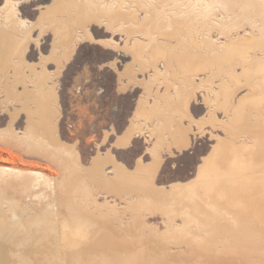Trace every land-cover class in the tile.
Masks as SVG:
<instances>
[{
    "label": "bare ground",
    "instance_id": "6f19581e",
    "mask_svg": "<svg viewBox=\"0 0 264 264\" xmlns=\"http://www.w3.org/2000/svg\"><path fill=\"white\" fill-rule=\"evenodd\" d=\"M24 1L25 0H22L23 3ZM52 1L58 2L61 0H52ZM112 1L113 0H111L110 2L107 1L106 4H103L104 3L103 2L102 5L98 4V6L97 4H94V5L92 4L89 8L86 7L87 1L84 2L83 0L82 3H85L84 5L81 3H78V4L74 3V6L79 5L78 8L79 10H81L80 11L81 14L78 15L79 16L78 22L77 21L76 22L81 23L79 22L80 21L79 19H82L83 21L85 19L86 20L91 19L90 12L97 13L98 15H100L101 13L103 14L107 13L106 17H108V19H111V21L113 22L120 21L119 24L124 19L125 20L130 19L132 21L133 19H137L136 17H134L136 16L135 12L128 15L129 12L127 10H123L124 7L122 8L123 1L124 2L127 1L129 3H132V2H130L129 0H114L116 2L114 4L112 3ZM194 1H195V4L193 5L192 0H169V6H171L174 10L170 12L172 13L173 16L170 17L171 19H169V48H168L169 49V53H168L169 60H166L165 63H163L165 64L164 65L165 69L169 68V79H168L169 80V91H168L169 92V128H165L166 132H159V133L155 132L156 129L150 130V128L149 130H146V129L138 130L137 129L138 131H136L135 133L132 132L133 131L132 129H130L129 131L130 133L125 135L124 143H122V145L128 142L129 140H132L133 139L132 136L138 137V138L139 137L145 138V139L151 138V137L153 138V136L158 137V138H167L169 140V145L165 147V149L167 150L163 149L162 151L161 149H159V151L161 150V152H156V151L155 152H156V156L162 159L165 165H167V163H171L173 167L176 164V159L179 156H185V152L187 153L188 150L194 151L195 149H197L196 139L201 140L203 138L205 139V141L206 140L212 141L214 139L215 144H213L212 146L209 145L208 150H206L205 153L199 156L197 164L196 163H195L196 165L194 164L195 165V169H194L195 178L192 177L193 178L192 181L187 182V180L189 181L187 177V180H186L187 183L185 182L184 184H181L183 183L181 182L180 184H177V185H172V184L170 185L171 183L170 182L168 188L166 186L164 187L163 184L162 186L164 188H161L155 184L154 174H153L154 172L148 169L149 166L148 167L145 165L141 166L139 162L136 161L138 157L135 159V162H137L138 164L134 162V165L137 164L141 166L139 170L141 171V173L140 175L137 176L138 179H136L133 185L131 184L132 183L131 182L132 177L130 176L131 174L129 173V171L125 170L127 169L126 167H122L124 169H121V167L118 168L115 163L113 165H110L112 166V168L109 167L110 169L108 170L107 168L104 167V164L107 163L106 161L109 160L106 158L103 159L102 162H98L97 164L94 162L95 166L91 165L94 168L92 170L93 175L91 173V177L93 176L92 179L96 182V185L104 187L108 189L110 192L111 191L112 192L117 191V193L119 192L121 195V199L124 200L125 202L124 204L118 201L120 204H123V208L121 207L122 210L121 211L119 210V212L113 210L112 208H110V206H106L104 209H98V208L88 209V207L86 205H83L82 203L80 205L77 204L78 206L76 207L68 206L70 204L67 203L63 192H65L66 190H69L68 187H70L71 189V186L75 185L74 183L77 182V178L74 177L75 179H73V176L72 177L68 176V177H71L69 181V179H67V176L64 175L66 176V178L62 180L60 187L55 186V187H59L58 188L59 192L57 191L58 200L53 198L54 199V200L52 199L53 202L50 201L52 203H48V201L46 202L49 205V206L47 205L49 208L52 207L53 209L57 210V213H58L59 226L55 229L58 232L55 240H56V243L60 244L61 250L64 254L63 264H264V2L259 4L254 0H243L245 2L244 5L246 7H250L253 9V12L255 16L257 17V19H244L246 21V25H244L246 26V28L243 29L242 33H239L240 31H237L235 28L238 25L233 24L232 22H230V20L226 21L225 19H199L198 17L199 15H201L202 9L201 7L196 9L195 5H198V3L201 4L202 0H194ZM16 2L21 3L20 0ZM91 2L93 3V1ZM222 2H224L225 8L229 9L230 5L233 4L234 0H222ZM14 3L15 2L13 1L11 8L7 6L9 9L5 6L7 4L4 5V7H6V9L8 10H6V12L2 14L4 15L3 19L0 18V88L5 90V92L7 91L6 92L7 95L10 94L12 97L16 98L17 101L20 103L19 107L21 109H24L25 108L24 104L27 102V100H23L24 98L23 95L26 94L25 93L26 86L24 85L25 84L24 80H25V77H27L28 79V76H29L26 73H32V71L34 70V67H33L34 64L32 65V64L27 63V61H25V57H23V52H25V49L22 48L24 46H22L21 47L22 49H21L20 45H17V43L19 42L18 39L20 38V36L17 38V36L15 35L16 39L13 41L14 43H16L17 47L19 46L17 50L19 49L21 50L20 54L17 50L13 49L16 46H14L15 44L13 45V43H12L13 45L12 46L9 41L11 38L10 39L8 38V36L9 35L11 36V33H13L12 31L16 32L18 30L17 32H19V34L17 33V35H22V34L25 35L26 33V32L23 33V31L25 30L22 31V29H24L25 27L21 26L23 28H18L17 22L20 19L17 20L16 16L13 15L15 13H11L12 11L14 12V9H13ZM89 4H91L90 1H89ZM38 5L39 4H37V6ZM78 8H75L74 12H76V9ZM10 9L11 10L13 9V10L11 11ZM1 12H3V10L0 11V13ZM58 13H57V10H55L53 7L48 8V9L45 8V11L40 12V14L38 15L39 18H37V20L42 21L43 19V20H46L47 23L49 22L50 24H55V29H54L55 33H53L52 35L54 34L58 35V33H60L59 35H62V38L65 39L64 41H68L66 40V38H70L71 33H73L74 31V30L72 31L73 26H71L72 29H70L68 24H65L64 22L61 21V18L57 17ZM42 14H44L43 18H42ZM72 16H69V17H72ZM13 17L16 19H13ZM145 17L142 20L141 19L139 20L138 22L139 24L137 23L138 25H136V23L135 24L133 23L135 26L133 27L131 26V28H128V27L126 28L124 26L122 28V25H119V27L116 25L118 27L117 30L120 32L122 31L127 32L132 29H138V28L141 29L146 26H152V21L154 20L153 15H148L147 18ZM21 22L22 24H20V22L19 24L23 25L24 21H21ZM37 23L35 22L32 25L35 26L36 24L38 26L39 24V28H40L42 24L45 23V21L44 23H38V24ZM47 23L45 24L47 25ZM59 23L62 24V27ZM29 25L24 24V26H29ZM81 25H80V28H81ZM50 26L51 25L45 26V27L49 29ZM244 26L240 25L238 26V28H242ZM29 27H26L28 29L25 28L26 31L29 30ZM52 28L53 27L51 26V32L53 31ZM30 31H33L32 27H30ZM40 31L42 30L36 31V32H39V33H36L37 36L39 34V37H41V35L45 33L44 32L43 34H40L42 33ZM86 31L87 30L85 27V28H82V30H80L78 34L77 33H75L74 35L72 34L74 38L73 40L75 42L78 40L80 41L81 38H83V36L87 34ZM152 31L153 30L151 29V32ZM74 32H77V31H74ZM164 33H166V31ZM216 33L217 35L215 36ZM57 37H61V36H57ZM22 40L20 42H22ZM24 40H25V37H24ZM30 40H27V41H30ZM73 40H72V43H73ZM37 41L39 40L36 39V42ZM36 42H33V43H36ZM24 43L22 45H25V48H27L26 43L30 44L28 42H26L25 44ZM109 43H110V40H109ZM111 43H110V46L115 50V52H117L118 50L126 51L124 50L125 45L120 47L119 44L117 43H112V44ZM167 44H164V45H167ZM164 45L160 44V49L157 46L158 50L163 49ZM165 47H168V46H165ZM156 49H153L155 53L157 55L161 54V52L157 51ZM22 50L24 51L22 52ZM165 50L167 52V48ZM130 51H131L130 53L132 54V57H131L132 61L127 63V66L125 65L126 69L127 68L131 69L132 66L137 64L135 63V61H137L138 59L137 51L133 50V48ZM151 53L153 54V52ZM11 55H14V56L16 55L17 58L15 56L16 59H11L12 58ZM163 55L161 57L164 59ZM119 56L124 57L123 54L122 55L119 54ZM158 57L160 58L159 55ZM116 60L117 58L111 60L110 62L105 64V66L110 67V68L111 67L115 68L114 67L115 63H117ZM140 62L142 61L140 60ZM39 64L40 63H37V65ZM147 65H149L148 62H147ZM41 68L42 67L40 66V69ZM154 71H155V74L158 73L156 69ZM34 72L35 70L33 71V74ZM166 73L163 72L162 75ZM25 74L27 76L24 77ZM36 74H38V72L34 74L35 77H36ZM126 74L127 73L125 72V74H123L125 76H122V77L123 78L126 77L127 76ZM46 75H47V72L44 71L43 73H41L40 78H45ZM121 75H122V72L121 73L119 72L118 77L120 78ZM132 77H134V75ZM215 79H218L217 80L219 82L218 84H216L217 81L216 82L214 81ZM53 80L54 79H51L50 83H53ZM121 80L120 82L123 83V81ZM41 82L37 84V81H36L35 84H37L38 87L40 88L44 85ZM128 82L126 83V85L125 84L123 85L125 86L131 85L130 83H132V81H130L129 84ZM133 82H135V80ZM17 85H19L18 86L19 90H16ZM53 85L54 83L52 85L48 84L47 87H44V88L42 87V89L40 88L41 90L39 89L38 92H40L42 96H40V94L38 96L41 97L40 98L41 100L43 99L49 104H46L45 102L44 104L42 103L43 104L42 106V104L38 103L39 105H41L40 107L39 105H37L35 110L28 111L27 117L25 121L23 122L25 123V126L24 128L22 127L23 131H22L21 136L16 133V130L13 131L16 128V127L14 128L15 125H13L14 124L13 120H16V118L12 119L14 115L12 114L10 123L8 127H6L5 133L0 134V139L2 135L7 137L6 139L9 144L7 146L13 147L14 149H16V151L20 150L19 152L21 153L22 152L27 153L31 150L30 142L35 143L36 141L35 138L33 137L36 134L38 135V133L41 130H42L41 132L45 131V128H43L44 126L43 127L40 126L42 122H43V125L46 124L48 126L47 127L45 125L47 128L46 129L47 132L50 128V124L52 128L51 120L53 119V116L55 113V109H56L55 101L57 97L56 92L54 90L55 87ZM244 88L247 89L246 93L245 94L242 93L241 95L239 92L241 89H244ZM196 91L202 92V94L200 93L201 95H199L201 98L202 105L204 106L203 109H205V111L202 113L204 114L206 112L205 116H203V118L199 120H196V119L193 120L194 118L192 119L191 116L188 114V106H189V103H191L190 100L191 99L195 100L196 97H198L197 96L198 94ZM0 92L2 93V91ZM36 95L34 96L36 97ZM26 96L27 95H25V98ZM159 96L166 97L165 91H163V93H160ZM0 98H3V97H0ZM156 104L158 103L156 102ZM13 106H14V103H13ZM158 107H160V105L159 106L156 105V107H154L153 105V108H151L152 110L151 112H155V110L157 111ZM4 108H6V106ZM138 110H141V109L139 108ZM138 110H137V113L139 112ZM219 111L222 114V118L220 119L217 117V113ZM174 113H180V116H183V117L186 116L190 120V125L194 124L196 126V130L194 129L196 132H193L194 130H192V134L191 133L188 134V132L191 130H187L183 128L182 125L177 124L178 122L175 123L176 121L174 122ZM179 121H181V119ZM135 123H138V122H135L134 120L132 127L135 125ZM152 123L153 122L151 121V125ZM165 124H166V121H165ZM190 125L188 126L190 127ZM205 125H209V129L205 128L204 127ZM135 126L136 128L138 127L137 125ZM51 128L49 130L50 132H52ZM147 128H148V125H147ZM217 128H220L222 130V133L224 134L223 137L222 136L218 137L219 135L217 136V134L213 133L214 130ZM39 129L41 130L38 131ZM19 130H21V128ZM215 137L217 138V140H215ZM143 143H145V141ZM195 145H196V148L194 149ZM143 146L144 144L142 145V147ZM148 146L149 145H147V147ZM150 148L152 149V147ZM143 150L144 149H142V151ZM50 152L52 153V151ZM163 153H167V154H164L165 157L163 156ZM52 155H56V153ZM142 155L140 154V156ZM42 158H45V156ZM139 158H138V161H139ZM143 158L141 157L142 160ZM98 159H101V158H98ZM143 162L141 164H143ZM150 162L152 161L150 160ZM162 164L159 166H162ZM66 166L69 167V165H66ZM151 167H156V166L154 165ZM1 171L2 170H0V172ZM30 171H32V169ZM34 171H37V170H33V172ZM37 172H38V174L36 175L37 177L39 175H42L40 173L41 171L40 172L37 171ZM10 178H12L13 180L14 176L13 177L10 176ZM39 178L42 179V176ZM21 179H23L21 181L24 182L22 183H23V190L25 188V193L27 191H30L26 189V187L29 189H33L34 187L38 188L39 184H42L44 182L47 183L46 181H48L45 178L44 179L46 181H44L43 179V182L40 179L37 180V178H32V179L21 178ZM159 182L160 181L158 180V185H159ZM14 186L17 187L16 185ZM14 186L13 188H15ZM20 186H21V183H20ZM18 189H20V187ZM21 190H19L20 192L17 191V193L21 194L22 196L23 194L21 192L23 190L22 191ZM14 193L16 194V192ZM130 193L131 194L134 193L135 195L133 197L134 199L132 198L133 200L131 201L128 198L130 196ZM113 198H115V196ZM16 199L17 198H15V201L17 202ZM91 200L93 199H90V201ZM11 201L9 200L8 203H10ZM15 201L13 199V202ZM73 201H77V200L75 199ZM70 202L72 203V200ZM100 202L101 201H99V203ZM9 205H11V203ZM12 206L13 205L9 206L10 212L15 217L16 215H21L20 212L22 211H20L19 214L17 212V209L20 206L18 205L19 207H17L15 205L17 209ZM45 207H46V204H45ZM22 208L25 209V207H22ZM48 211L45 210L47 214H48ZM50 215L52 216V214ZM67 215L70 216V221L68 220L66 221ZM27 216L28 217L26 218H29V215ZM48 216H46V218L50 219L51 216L50 217ZM155 216H157V218L160 219V224L162 225L161 229L158 228L157 226L158 223L153 224V222L149 221L150 218H153ZM39 218H41V216ZM51 220L52 219H50V221ZM31 221H32L31 223L34 224V221H36V219L33 218V220L31 219ZM19 223L21 222L19 221ZM48 223L50 224L52 222H47V225L50 226ZM33 224H27L26 226L30 225L31 227V225ZM20 225L18 227L16 226L17 229L14 228L15 231H13L14 229L11 230L12 235H13V232H16V234L14 233L15 235H17V233L20 235L21 241L20 240L19 241L21 242V244L18 241L19 243L18 245H21L20 252H18V254L20 255L19 257L24 259L25 262L27 260L28 263L29 262L34 263L36 261L43 260L42 258L45 257V254L38 256L37 259H35V257L31 258L29 256L28 253L31 248L33 250H37L36 252L41 253L40 248L38 246L40 245V243L38 242L40 240H35L34 244L33 243L29 244L30 234L27 232L26 226H24L25 229H23V226L20 227ZM40 225L37 224V229H39ZM30 227H28V229H30ZM32 229H33V226H32ZM34 229H36V226H34ZM46 230H47V227H46ZM41 231L43 230L41 229ZM49 233H52V232H49ZM9 234H10V229H9ZM52 234H55V231H53ZM10 235H8V237ZM14 236H12V238ZM15 238H13L12 241L15 242L14 240ZM11 244L15 245V243L13 242ZM1 246H0V249L2 250L3 246L2 248ZM35 246L37 247L35 248ZM8 248L7 247L3 248V250L8 249ZM8 253L9 251L6 254ZM15 254H17V252ZM15 254L13 257H15ZM8 256H12V255H8ZM17 258L18 256L15 257V259ZM10 259L12 260L14 258H10ZM15 259L14 261H16ZM17 261L21 263L20 260H17ZM25 262L23 261L22 264H25ZM0 263L7 264L8 259L7 258L0 259Z\"/></svg>",
    "mask_w": 264,
    "mask_h": 264
},
{
    "label": "rangeland",
    "instance_id": "374dc122",
    "mask_svg": "<svg viewBox=\"0 0 264 264\" xmlns=\"http://www.w3.org/2000/svg\"><path fill=\"white\" fill-rule=\"evenodd\" d=\"M13 1L15 2L13 5L14 6L16 5V6L15 7L13 6L14 12L12 11L13 9L12 10L10 9L12 11L11 13H15L13 15L16 16L17 20L20 19L21 21H24L23 22L24 24H28V25L31 24L29 26L32 27L33 31H30L29 26H24V24L20 25V24H22V22L19 20L17 22L18 28L29 27V30L26 31V29H28V28L22 29V31L25 30V31H23V33L26 32L25 33L26 36L23 34H22L23 36L17 35V33L19 34V32H17L18 30L16 32L12 31L13 33H11V36L10 35H9L10 37L8 36L9 39L11 38L9 41H10L11 45H12V43H13V45L15 44L14 46H16L15 47L16 49L13 48L14 50H17L19 48V46L17 47V45H20V48L22 46H24V47H22L23 49H25V52H23L24 50H22L23 57H25V61H27V63L32 64V65L36 64L35 66L33 65L34 70H35L34 74L36 72H38V74H36V77H35L33 74V71H34L33 70L32 73H26L27 75H29L28 79H27V77H25L27 75L26 74L24 75L25 80H26V82L24 80V83H25L24 85L26 86V90H25L26 94L25 93L24 94L27 95L26 98H25V95H23L25 98V99L23 98V100H27V102L24 104L25 105L24 109H21L19 107L20 103L17 101L16 98L12 97L10 94L7 95L6 94L7 91L5 92V90L0 88V91H2V93H4V94H2L0 92V97H3V98H0V110H1V112H0V134L5 133L6 127H8V125L10 123V119L12 117V114H14L12 119L16 118V120H13L14 121L13 125H15L14 128L15 127L16 128L18 127V128L17 129L13 128L14 129L13 131L16 130V133L21 136L23 128L25 126V123H23V122L25 121V119L27 117L28 111L29 110H35L37 105L42 104V103L44 104L46 102L43 99L42 100L40 99L41 98L40 96H42L41 93L38 92L40 88L42 89V87L44 88V87H47L48 84L52 85L54 83L53 86L55 87L54 90L56 92L57 97H56V101H55V108L56 109H55V113H54V116L52 119L53 121L51 120L52 128H51V124H50V128H51L52 132L49 131L50 128L47 132V130H46L47 125L46 124H45L46 126L43 125V122H42V124L40 126L41 127L44 126L43 128H45V131L41 132L42 131L41 129L38 130V131H40V130L41 131L39 133L37 132L38 135L36 134L33 137L36 140L35 143L30 142L31 143L30 144L31 150L29 152H27V153L22 152L21 153V152H19L20 150L16 151V149H14L13 147L7 146V145H9L8 141L6 139L7 137L3 136V135L1 136V139H0V170H2V171L0 172V246L2 245L3 248H6V247L7 248L9 247V248L3 250L2 246H1L2 250L0 249V256H1L0 259L7 258L8 259L7 264H22L23 261L25 262V260L20 258L19 257L20 255L18 254V252H20V249H21V247H20L21 245H18L19 243L21 244L20 235L18 233H17V235H15L16 232H13V235H12L11 230H13L14 228L17 229V227L20 224H21L20 227L23 226V229H25L24 226H26L27 224H33V223H31L32 222L31 219L33 220V218H34V219H36V221H34V224L37 223L38 225H40L42 223L41 224L42 226L40 225L39 229H37V224L31 225V227H30V225H28V226H26V230L30 234L29 244H31V243L34 244L35 240H40V241H38L40 243V245H38V246L40 248L41 253L36 252L37 250H33L31 248L29 250L28 254L31 258L35 257V259H37L38 256H41L42 254H45V257L42 258L43 260H39V261H36L34 263H31V262L28 263V261L26 260L25 264H59V263L63 264L64 263V254L61 250L60 244L56 243V240H55L57 233H58L57 230H55V229L59 226L58 213H57V210L53 209L52 207L49 208L48 207L49 205L46 202L48 201V203H52L53 198L58 200L57 191L59 192L58 188L60 187L62 180H64V178H66V176H67V179H69V181H70V178L72 176H73V179L77 178V182L74 183L76 186L75 185L71 186V189H70V187H68L69 190H66L65 192H63L67 203L70 204L68 206H70V207L75 206L76 207V206H78L77 204L80 205L81 203L83 205H86L88 207V209H94V208L104 209L106 206H110V208L119 212V210L120 211L122 210L123 204L125 202H124V200L121 199V195L119 192L118 193H117V191H114V192L111 191L110 192L108 189L96 185V182L92 179L93 176L91 177V173L93 172L92 170L94 169L92 166L93 165L95 166V163L97 164L98 162H102L103 159L106 158L109 160L106 161L107 163L104 164V167L107 168L108 170L110 168H112V166H110V165H113L115 163H116L118 168L121 167V169H124L122 167H126L127 169H125V170L129 171V173L131 174L130 176L132 177V180H131L132 185L134 184L136 179H138L137 176L140 175V173H141V171H139L140 167L142 165L143 166L145 165L147 167L149 166L148 169H150L152 172H154L153 174H154L155 184L161 188H164L165 186L168 188L170 182H171L170 185L171 184L177 185V184H180L181 182H183L181 184H184L187 180V177L189 179V181L187 180V182L192 181L193 178H195V176H194L195 170L194 169H195V165L198 162L199 156L202 155L203 153H205L206 150H208L209 145L212 146L213 144H215V141H214V139L212 141L211 140L205 141V139H203V138L201 140L196 139L197 149H195L196 148V145H195L194 146L195 150L193 149L194 151L191 150L192 151L191 152L188 150L187 153L185 152V156H179L178 157L179 159L178 158L176 159V164L173 167H172L171 163H167V165H165L164 161L156 156V152H161V150L163 151V149H165V147H167L169 145V140L167 138H158V137L153 136V138L151 137V138L145 139V138H140V137L138 138V137L132 136L133 139L131 138L132 140H129L130 142L128 141L122 145V143H124V139H125L124 137L126 134L130 133L129 132L130 129H132L133 130L132 132L135 133L139 129L149 130V128H150V130L156 129L155 132L159 133V132H166L165 128H169V92H168L169 91V80H168L169 79V68L165 69V66H164L165 64H163V63H165L166 60H169V55H168V53H169V49H168L169 48V19H171L170 17L173 16L172 13H170V12H172L174 10L171 6H169V0H141V1L140 0H129L132 3H129L127 1H125V2L123 1V6H122V8L124 7L123 10H127L129 12L128 15L135 12L136 16H134V17H136L137 19H133L134 22L130 19H126V20L124 19L123 21H121L120 24H119L120 21L113 22V21H111V19H108V17H106L107 13H104L105 15L103 13L98 15L97 13H94V12H90L91 19H88V20L85 19L84 21L82 19H79L80 20L79 22H81V23H77L78 17H79L78 15L81 14V12H80L81 10H79V8H78L79 5L74 6V3L75 4L81 3L84 5L85 3H82L83 0L82 1L81 0H61L58 2H54L52 0H33V1L32 0H29V1L25 0L24 3L22 2V0H20V2L22 4L19 2H16L18 0H10V1L9 0H6V1L0 0V11L3 10V12L0 13L1 15L3 13H5L6 10L9 9L8 7L11 8ZM85 1H87L86 3H87V5H89V6L86 5V7L89 8L92 4L93 5L97 4V6H98V4L102 5L103 2H104L103 4H106L107 1L110 2L111 0H95V1L89 0L91 4H89L88 0H84V2ZM91 1H93V3ZM192 1H193L192 4L194 5L195 1L194 0H192ZM254 1H256L259 4L264 2V0H254ZM17 3H19V4H17ZM112 3L115 4L116 2L113 0ZM127 3H129V4H127ZM244 3L245 2L243 0H241V1L240 0H234L233 4L230 5V8L226 9L225 4H224V2H222V0H202L201 4L198 3V5H195L196 6L195 8L197 9V8L201 7V9H202L201 15H199V17H198L199 19H225L226 21L230 20V22H232L235 25L244 26V25H246V21L244 19H257V17L255 16V14L253 12V9L250 7H246L244 5ZM5 4H7V5H5ZM37 4H39V5L37 6ZM4 5L6 7L8 6L7 7L8 9H6V7H4ZM51 7H53L55 10H57V13L59 12L57 14L58 16L57 15L56 16L58 18H61L62 22H64L65 24H68L70 29L73 28L72 31L73 30L77 31V32L73 31V33H71L72 38H71V36H70V38H66V40H68V41H64L65 39L62 38V35H59L60 33H58V35L54 34L55 37H54V35H52L53 33H55L54 32L55 24H50L49 22L47 23L46 20H43V19H42L43 22L41 20H39L40 22L37 20V18H39L38 15L40 14V12L45 11V8L48 9ZM75 8H78V9H76V12H74ZM125 8H127V9H125ZM77 10H79V11H77ZM130 10L131 11L133 10V11L131 12ZM169 14H170V16H169ZM1 15H0V18L3 19L4 15H2V16ZM148 15H153L154 20L152 21V26H146V27H143L141 29L140 28L132 29V30L127 31L129 33H127L126 31L120 32L117 30L119 25H122V28H123V26L126 28L127 27L131 28V26L132 27L135 26L134 25L135 23H136V25H138L139 20L140 19L142 20L145 16H146L145 18H147ZM69 16H72V17H69ZM94 16L97 19H95ZM100 16L102 17V19ZM14 17H13V19H16ZM43 17H44V14H42V18ZM73 17L75 19L77 17V19L75 20ZM44 21H45V23H47V25L44 23ZM66 21H67V23H66ZM73 21H74V23H73ZM19 22H20V24H19ZM35 22L36 23L37 22L38 23H44V24H42L43 27L40 24L41 27L39 28L38 23H37L38 26L36 24H35V26H33L32 24H34ZM239 22H240V24H239ZM79 24L80 25L82 24L81 28H80ZM49 25H51L53 27L52 32H51V26L49 29H47L45 27V26H49ZM60 25L62 27V24H60ZM21 26H23V27H21ZM71 26H73V27L71 28ZM82 26H84V27H82ZM112 26H113V28H112ZM238 26H236L235 28L237 31H240L239 33H242L243 29L246 28V26H244L242 28H238ZM85 27L87 30L86 33L88 35L85 34L83 36V38H81L80 41L78 40L75 42L73 40L74 39L73 35L75 33L78 34V32H80V30H82V28H85ZM56 28H58V27H56ZM151 29L153 30L152 32H151ZM38 30H42V31H40V32H42L40 34H43L45 32L44 33L45 36H44V34L41 35V37H39V34L37 36L36 33H39V32H36V31H38ZM124 30H125V28H124ZM163 31L164 32L166 31V33H164ZM15 35L17 36V38L20 36V38L18 39L19 44L17 43V45H16V43L13 42L16 39ZM216 35H217V33L215 34V36ZM57 36H61V37H57ZM24 37H25V40L28 37L29 38L27 40L31 39L30 40L31 42L26 40V42H28L30 44H27L25 42ZM12 38H13V40H12ZM32 38H34L35 40ZM20 39L21 40L23 39L22 42L24 41L26 43L27 48H25V45H22L24 42L23 43L20 42L21 41ZM36 39L39 40V41H37L38 43L36 42ZM72 40H73V43H72ZM109 40H110V43L111 42L117 43V44H119L120 47L125 45L124 50H126V51L118 50L119 52L118 51L115 52V50L110 46ZM33 42H36V43H33ZM105 43H106V45H105ZM160 44H163V45L167 44V45H164L163 49H161L162 51L158 50V47L160 49ZM28 46L29 47L31 46V47L29 48ZM165 46H168V47H165ZM132 48H133V50H136L137 54H138V59H137V61H135V63H137V64L134 65L135 67L132 66V68L134 70L132 68H131L132 70L129 68L126 69L127 63L132 61V58H131L132 54L130 53L131 52L130 50H132ZM166 48H167V52L165 50ZM153 49H156L157 51L161 52V54H158L160 56V58L158 57V55L155 53V51ZM17 51L19 52V54L21 53L20 49ZM151 52H153V54ZM54 53H56V54H54ZM154 53L156 54V56ZM119 54H121V55L123 54L124 57L119 56ZM129 54H131V55H129ZM162 55L164 56V59L161 57ZM15 56L11 55V57H12L11 59H16L17 56H16V58H15ZM165 57H166V59H165ZM116 58H117V60H116L117 63H115V66H114L115 68H112V67L110 68V67L105 66V64H107L108 62H110L111 60L116 59ZM146 59L149 60L150 62L147 61ZM140 60L142 62H140ZM147 62L149 65H147ZM151 62H152V64H151ZM37 63H40V64L37 65ZM55 63H56V65H55ZM41 64L44 66V68ZM40 66L43 68V70H42V68L40 69ZM147 67H148V69H147ZM141 68H142V70H141ZM155 69L157 70L158 75L155 74V71H154ZM40 70H42L43 72L44 71L47 72V75L45 78H40L41 73H43ZM119 72L120 73L122 72V75L120 76V78L118 77ZM125 72L127 73L126 74L127 76L123 78L122 76H125V75H123V74H125ZM163 72L166 74L162 75ZM133 75L135 78L132 77ZM151 76H153V77H151ZM136 78H137V80H136ZM51 79H54L53 83H50ZM117 79H119V80H117ZM162 79L163 80L165 79V80L163 81ZM41 80H42V82H41ZM120 80L123 81V83L120 82ZM134 80H135V82H133ZM217 80L218 79H215L214 81L216 82ZM36 81H37V84L39 82H41L44 85L39 88L38 85L35 84ZM130 81H132V83H130ZM127 82H128V84L130 83L131 85L125 86ZM218 83L219 82L217 81L216 84H218ZM123 84H125V85H123ZM156 85H158V86H156ZM18 86L19 85H17L16 90H19ZM246 90L247 89H245V88L241 89L239 93L241 95H242V93L245 94ZM163 91H165L166 97L159 96L160 93H163ZM201 91H196L198 94L197 95L198 97H196V99L199 101H197L196 99L195 100L191 99L190 100L191 103H189V106H188V114L191 116L192 119L194 118L193 120H195V119L199 120V119L203 118V116H205V114H206V112L204 114L202 113L205 111V109H203L204 106L202 105L201 98L199 96L202 94ZM158 92H160V93H158ZM167 93H168V95H167ZM39 94H40V96H38ZM5 95H6V97H5ZM34 95H36V97ZM4 98H5V100H4ZM157 98H159L160 100ZM163 99L165 102L163 101ZM141 101H143V102H141ZM15 102H17V103H15ZM156 102L158 104H156ZM13 103H14V106H13ZM43 104H42V106H43ZM46 104H49V103L46 102ZM148 105H150V106H148ZM153 105H154V107H156V105L157 106L160 105V107H158L157 111L155 110V112H151L152 111L151 108H153ZM5 106H6V108H4ZM40 106L41 105H39V107ZM161 106L164 108H162ZM139 108L141 110H138ZM12 109L13 110L16 109V110L13 111ZM137 110L141 114L139 112L137 113ZM8 116H10V117H8ZM132 116H134L135 118ZM217 117L219 119L222 118V114L220 111L217 113ZM180 119H181V121H179ZM134 120H135V122H138L139 124L142 123L143 125L142 124L139 125L138 123H135V125H137L138 127L140 126V127L136 128L135 125L132 127ZM151 121L154 124L152 123V125H151ZM165 121H166V124H165ZM7 122H8V124H7ZM174 122L175 123L178 122L177 124L182 125L183 128H185L187 130H191L188 132V134H190V133L192 134V130H194V129L196 130V126L194 124L190 125V120L186 116H184V117L180 116V113H174ZM130 123H132V124H130ZM163 124H164V126H163ZM147 125H148V128H147ZM149 125L152 127H150ZM188 125H190V127ZM40 126H39V128H40ZM141 126H143V127H141ZM204 127L209 129V125H205ZM20 128H21V130H19ZM133 128L135 129V131ZM195 130L193 132H196ZM213 133L217 134V136L219 135L218 137L224 136V134L222 133V130L220 128L215 129ZM46 137H48V138H46ZM155 138H157V139H155ZM151 139H152V141H151ZM155 140H157V141H155ZM202 140H204L205 143ZM215 140H217L216 137H215ZM144 141H145V143H143ZM143 144H144V146L142 147ZM147 145H149V146L147 147ZM125 146H127V147H125ZM32 147H33V149H32ZM150 147H152V149ZM198 148H199V150H198ZM142 149H144V150L142 151ZM159 149H161V150L159 151ZM165 150H167V149H165ZM50 151H52V153ZM54 153H56V155H52ZM107 154H108V156H107ZM140 154L141 155L143 154V155L140 156ZM164 154H167V153H163V156H164ZM50 155H52L53 157ZM150 155H151V157H150ZM39 156H40V158H39ZM44 156H45V158H42ZM139 156H140V158H139ZM137 157L139 158V161H138ZM141 157L142 158L144 157L143 160L141 159ZM152 157L155 159H153ZM185 157H187V158H185ZM98 158H101V159H98ZM72 159H73L74 163H73ZM135 159L137 162H139V164L141 166L137 165L138 163L135 162ZM140 160H142V161H140ZM150 160L152 162H150ZM177 160H179V161H177ZM134 162L137 164L134 165ZM142 162H143V164H141ZM145 162H146V164H145ZM75 163H77V164H75ZM161 164H162V166H159ZM66 165H69L70 168ZM106 165H107V167H106ZM154 165L156 167H151ZM137 166H139V167H137ZM29 168H30V170L32 169V171H30ZM3 169H4V171H3ZM15 169H17V170H15ZM18 169H19V171H18ZM21 169H22V171H21ZM24 169H26V170H24ZM27 170H29V171H27ZM33 170H37L39 172L41 171L40 173L42 175H39L37 177L36 175L38 174V172L37 171L33 172ZM13 171H14V173H13ZM80 171H82V172H80ZM155 172H156V174H155ZM80 173L82 176L80 175ZM135 174H136V176H135ZM22 175H23V177H22ZM64 175H66V176H64ZM92 175H93V173H92ZM10 176L11 177L14 176V179L12 180V178H10ZM41 176H42V179L39 178ZM68 176H71V177H68ZM31 177L37 178V180L40 179V180H42V182H43L44 178L48 181H46L44 179V181H46L47 183L40 182L42 184H39L38 185L39 187L37 186L38 188L34 187L33 189H29L26 187V189L30 190L31 192L27 191L28 193L27 192L25 193V188L23 190V183L24 182L21 181V180H23L21 178L32 179ZM156 177H157V179H156ZM158 177H159V179H158ZM79 178H81V179H79ZM158 180L160 181L159 185H158ZM87 181H88V183H87ZM18 183H19V185H18ZM20 183H21L22 187L20 186ZM162 184L164 187L162 186ZM14 185H16L17 187L19 186L20 189H18L19 187L17 188ZM13 186L16 189L13 188ZM55 186H59V187H55ZM52 187L54 190L52 189ZM13 189H14V191H13ZM21 189L24 191V193L26 195L23 193V191ZM16 190L17 191L21 190L22 191L21 193L24 196L23 195L21 196V194L17 193ZM14 192H16V194ZM106 193L108 196L106 195ZM34 194H36V195H34ZM95 195H96V197H95ZM114 196H115V198H113ZM118 196H119V198H118ZM134 196H135L134 193H132V194L130 193V196L128 197L129 200L130 201L133 200ZM15 198H17L16 199L17 202L15 201ZM97 198H99V199H97ZM13 199L15 202H13ZM75 199L77 201H73ZM90 199H93V200L90 201ZM106 199H108L109 201ZM9 200L10 201L12 200L10 202L11 205H13L12 207L17 209V207L20 206L17 209V212L19 214V212L22 211V212H20L21 215H16V217H15L10 212L9 206H11V205H9L10 203H8ZM71 200H72L73 204L70 202ZM50 201H52V202H50ZM99 201H101V202L99 203ZM118 201L123 203V204H120ZM88 203H89V205H88ZM45 204H46V207H48V208L45 207ZM22 207H25V209ZM115 207H116V209H115ZM119 207H120V209H119ZM45 210L46 211L49 210L48 211L49 216L45 212ZM50 210H52V211H50ZM31 214H32V216H31ZM44 214H45V216H44ZM50 214H52V216ZM54 214H56V215H54ZM27 215H29V218H26V217H28ZM34 215H35V217H34ZM40 216L42 219L39 218ZM46 216H48V217L51 216L50 219H52V220L50 221V219L46 218ZM52 217H54V218H52ZM66 218H67L66 221L67 220L70 221V216L67 215ZM24 220H25V222H24ZM26 220H28V221H26ZM19 221L21 223H19ZM149 221L153 222V224L158 223L157 226L159 229H161L162 225L160 224V219H158L157 216L150 218ZM47 222H52V223H50V224L48 223L50 225V226H48ZM16 224H18V225H16ZM159 224H160V226H159ZM32 226H33V229H34V226H36V229L33 230ZM11 227H12V229H11ZM28 227H30V229H32V230L28 229ZM46 227H47V230H46ZM52 227H53V229H52ZM9 229H10L11 235L9 234ZM15 229L13 231H15ZM41 229L43 231H41ZM28 230L31 232H29ZM53 231H55V234H52ZM32 232L34 235L32 234ZM49 232H52V233H49ZM19 233H20V231H19ZM8 235H10L11 238H10V236L8 237ZM14 235L16 236V238ZM12 236H14L13 238H15L14 239L15 242L12 241V239H13ZM18 241H19V243H18ZM12 242L15 243V245L17 244L16 247H15V245L11 244ZM10 244L12 245V247ZM58 245H59V247H58ZM36 247L37 246H35V248ZM7 250L9 251L8 254H6L8 252ZM14 252L15 253L17 252V254H15ZM13 253L15 254V257L18 256L17 259H15V257H13L14 256ZM8 255H12V256H8ZM9 257L14 258L16 261H14V259L11 260ZM17 260H20L21 263H19V261H17ZM0 264H2V263H0Z\"/></svg>",
    "mask_w": 264,
    "mask_h": 264
}]
</instances>
